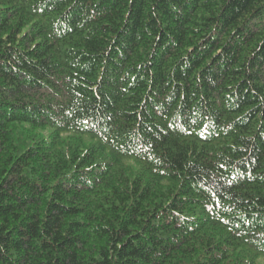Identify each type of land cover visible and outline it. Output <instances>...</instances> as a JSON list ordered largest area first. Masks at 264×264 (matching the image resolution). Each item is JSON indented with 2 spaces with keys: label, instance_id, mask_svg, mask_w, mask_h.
I'll use <instances>...</instances> for the list:
<instances>
[{
  "label": "trees",
  "instance_id": "trees-1",
  "mask_svg": "<svg viewBox=\"0 0 264 264\" xmlns=\"http://www.w3.org/2000/svg\"><path fill=\"white\" fill-rule=\"evenodd\" d=\"M259 259L264 0H0V264Z\"/></svg>",
  "mask_w": 264,
  "mask_h": 264
},
{
  "label": "rangeland",
  "instance_id": "rangeland-1",
  "mask_svg": "<svg viewBox=\"0 0 264 264\" xmlns=\"http://www.w3.org/2000/svg\"><path fill=\"white\" fill-rule=\"evenodd\" d=\"M89 140H87L88 142ZM260 263H263L264 264V259H259Z\"/></svg>",
  "mask_w": 264,
  "mask_h": 264
}]
</instances>
